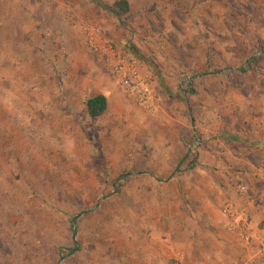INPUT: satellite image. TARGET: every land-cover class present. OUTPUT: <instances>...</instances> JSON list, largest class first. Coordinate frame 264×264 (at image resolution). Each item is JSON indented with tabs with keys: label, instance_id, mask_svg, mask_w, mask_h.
Listing matches in <instances>:
<instances>
[{
	"label": "rangeland",
	"instance_id": "rangeland-1",
	"mask_svg": "<svg viewBox=\"0 0 264 264\" xmlns=\"http://www.w3.org/2000/svg\"><path fill=\"white\" fill-rule=\"evenodd\" d=\"M117 1L31 2L55 14L0 99V264H144L156 228L199 210L190 185L236 192L244 158L264 161V0H127L122 20L100 5ZM92 28L112 52L92 51ZM124 59L152 111L112 77Z\"/></svg>",
	"mask_w": 264,
	"mask_h": 264
},
{
	"label": "crops",
	"instance_id": "crops-1",
	"mask_svg": "<svg viewBox=\"0 0 264 264\" xmlns=\"http://www.w3.org/2000/svg\"><path fill=\"white\" fill-rule=\"evenodd\" d=\"M31 2L0 0L1 100H6L7 88L15 85L5 82L6 73L10 71L15 76L18 69L25 68L23 63L32 61L33 53L38 52L37 48L31 52L29 47L35 41L25 40H36L37 35L43 39V33L51 32L53 27V22L48 24L47 20L52 21L55 13L40 12L41 8L34 9ZM39 13H45L47 17ZM18 38L22 40L23 46H19L21 42ZM26 57L31 60L26 61ZM100 95L105 96L110 103L106 94ZM251 146L253 148L252 143L248 148ZM186 161L188 164L191 162L187 156L176 158L174 164L185 165ZM241 168L239 178L242 182L236 192L227 189L226 185L221 187V180L217 182L211 174L208 177L206 173L204 190L196 183L190 185L194 189L187 191L188 200L200 202H192L194 209L199 210L189 212V219L178 216L176 220L166 221L169 223L168 228L163 229H171V234L156 228L152 239L144 241L147 251L144 264H264V161L260 160L255 165L244 158ZM228 173L233 175L230 171ZM175 192L178 194L177 189ZM226 202L237 208L240 217L236 221H230L223 214L222 208ZM241 219L246 221L243 230L239 224Z\"/></svg>",
	"mask_w": 264,
	"mask_h": 264
},
{
	"label": "built area",
	"instance_id": "built-area-1",
	"mask_svg": "<svg viewBox=\"0 0 264 264\" xmlns=\"http://www.w3.org/2000/svg\"><path fill=\"white\" fill-rule=\"evenodd\" d=\"M100 31L98 28L90 29L89 32V46L92 51H96V53L106 54L108 52H112L113 48L108 44H102L99 40ZM100 42V43H99ZM112 77L115 78L118 83L121 85L122 90L126 95H129L133 99H135L142 108L152 111L155 109L159 100L156 93L153 90L150 81H145L144 78L140 76V73L133 64L128 60H121L114 70L111 73ZM228 217L236 221L240 216L237 212L232 213V211L228 210ZM245 219H241L239 221L240 228L243 230L245 227ZM264 245V244H263Z\"/></svg>",
	"mask_w": 264,
	"mask_h": 264
},
{
	"label": "trees",
	"instance_id": "trees-1",
	"mask_svg": "<svg viewBox=\"0 0 264 264\" xmlns=\"http://www.w3.org/2000/svg\"><path fill=\"white\" fill-rule=\"evenodd\" d=\"M105 10L110 12L112 15H114L119 20H122V18L127 15L130 11V5L127 0H121L117 1L112 5H105L100 4ZM136 51V49H133ZM108 100L103 95H97L91 99H89L86 103L87 107V113L90 118L92 119H98L104 116L108 110ZM79 251L78 249L71 250V254ZM63 255V254H62Z\"/></svg>",
	"mask_w": 264,
	"mask_h": 264
},
{
	"label": "water",
	"instance_id": "water-1",
	"mask_svg": "<svg viewBox=\"0 0 264 264\" xmlns=\"http://www.w3.org/2000/svg\"><path fill=\"white\" fill-rule=\"evenodd\" d=\"M104 200H105V198H103V199L100 201V203L103 202ZM79 217H80V216H77V217L74 219V223H75V221H77V219H78ZM73 239L76 240V234H74Z\"/></svg>",
	"mask_w": 264,
	"mask_h": 264
}]
</instances>
